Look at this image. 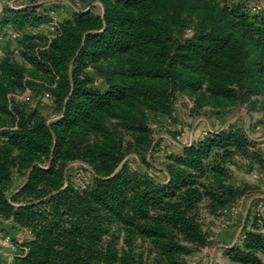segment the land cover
<instances>
[{
    "label": "trees",
    "instance_id": "obj_1",
    "mask_svg": "<svg viewBox=\"0 0 264 264\" xmlns=\"http://www.w3.org/2000/svg\"><path fill=\"white\" fill-rule=\"evenodd\" d=\"M99 1L100 13L58 21L49 15L56 2L25 0L0 12V28L21 35L31 64L27 74L0 58V221L26 232L20 264H187L212 244L206 215L241 195L225 181L230 161L263 163L256 143L235 125L209 131L169 155L163 179L126 157L134 151L152 164L147 113L171 114L178 92L231 98L264 83V14L246 0ZM192 15L198 22L183 37ZM42 25L50 36L27 32ZM103 61L114 67L99 87L86 69ZM28 87L49 92L52 121L11 101ZM77 160L93 172L85 187L69 177ZM259 222L227 246L231 259L264 264Z\"/></svg>",
    "mask_w": 264,
    "mask_h": 264
},
{
    "label": "rangeland",
    "instance_id": "obj_2",
    "mask_svg": "<svg viewBox=\"0 0 264 264\" xmlns=\"http://www.w3.org/2000/svg\"><path fill=\"white\" fill-rule=\"evenodd\" d=\"M42 1L57 3V7L49 14L54 21L67 17L71 11L87 9L97 13L102 11L99 0ZM246 2L252 13L264 14V9L258 10L259 7L264 6V0H246ZM24 3L25 0H0V12L5 7L17 8ZM188 21V25L181 31L183 37L193 33L198 16H189ZM49 30L48 25H42L39 28L28 29L27 32L50 36ZM20 38L21 35L14 28L9 26L0 28V58L10 56L22 65L28 74L31 64L20 50ZM113 67V62L103 61L89 65L86 72L96 85L104 87L105 79L111 74ZM9 97L11 101L23 107L29 109L38 107L49 121L56 117L49 92L46 90L41 93L28 87L23 91L11 92ZM147 114L148 123L153 131L155 149L146 154V158L152 164L144 165L141 156L134 151L128 153L126 162L132 168L146 170L162 179L169 155L180 151L183 145L200 140L209 131L224 129L229 125L242 128L256 143V149L262 155L263 163L241 157H234L230 161L229 177L225 181L236 187L241 195L217 214L206 215L212 241L210 246L217 243L230 246L240 242L245 225L251 228L252 222L257 218L260 219V224H264V83L257 82L252 91L238 90L236 96L231 98L212 96L206 89L193 93L178 92L171 114L156 111H149ZM68 171L70 180L78 187H85L93 181L92 169L83 161L71 162ZM0 233L9 235L18 245L27 237L25 231L19 230L8 221H0ZM21 254L18 246L0 244V264H20L18 255ZM218 256L216 252L213 258L217 259ZM206 257H209V252L203 247L188 257L187 264H204Z\"/></svg>",
    "mask_w": 264,
    "mask_h": 264
},
{
    "label": "crops",
    "instance_id": "obj_3",
    "mask_svg": "<svg viewBox=\"0 0 264 264\" xmlns=\"http://www.w3.org/2000/svg\"><path fill=\"white\" fill-rule=\"evenodd\" d=\"M264 219V217H263ZM250 228L249 225H247ZM227 244L217 243L212 246L206 247L207 252H209V257L205 258L204 264H242L237 262L229 257L226 252ZM218 253L219 256L217 259L213 258L214 253ZM259 257L264 263V253H259Z\"/></svg>",
    "mask_w": 264,
    "mask_h": 264
},
{
    "label": "built area",
    "instance_id": "obj_4",
    "mask_svg": "<svg viewBox=\"0 0 264 264\" xmlns=\"http://www.w3.org/2000/svg\"><path fill=\"white\" fill-rule=\"evenodd\" d=\"M0 244H7L12 247L17 246V243H14L9 235H5L2 233H0Z\"/></svg>",
    "mask_w": 264,
    "mask_h": 264
}]
</instances>
